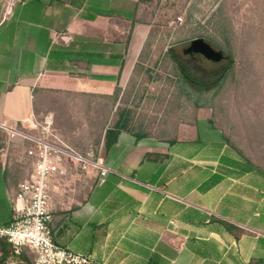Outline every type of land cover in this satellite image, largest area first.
Instances as JSON below:
<instances>
[{
	"label": "crops",
	"instance_id": "obj_1",
	"mask_svg": "<svg viewBox=\"0 0 264 264\" xmlns=\"http://www.w3.org/2000/svg\"><path fill=\"white\" fill-rule=\"evenodd\" d=\"M147 1L0 0V123L35 116L37 89L113 96L118 61L137 57L149 34L136 15ZM143 138L122 132L106 154V182L79 204L55 206V242L92 264H264V170L251 172L221 143L163 150ZM24 148L0 130V226L24 181Z\"/></svg>",
	"mask_w": 264,
	"mask_h": 264
},
{
	"label": "rangeland",
	"instance_id": "obj_2",
	"mask_svg": "<svg viewBox=\"0 0 264 264\" xmlns=\"http://www.w3.org/2000/svg\"><path fill=\"white\" fill-rule=\"evenodd\" d=\"M136 15L150 25L149 34L137 57L118 61L122 78L114 96L37 89L35 117H50L77 152L106 164L105 130L123 120L129 136L145 134L143 141L163 150L189 141L221 143L225 153L264 170V0H148ZM201 38L225 61L186 56L183 51ZM76 67L74 74H85ZM204 152L213 150L203 146ZM24 153L23 180L31 165ZM97 183L94 171L70 168L54 182L55 206L81 203ZM24 253L34 262L32 251Z\"/></svg>",
	"mask_w": 264,
	"mask_h": 264
},
{
	"label": "built area",
	"instance_id": "obj_3",
	"mask_svg": "<svg viewBox=\"0 0 264 264\" xmlns=\"http://www.w3.org/2000/svg\"><path fill=\"white\" fill-rule=\"evenodd\" d=\"M0 130L25 147L31 162L28 177L12 198V220L0 226V240L7 241L15 254L25 249L32 251L35 264H92L90 256L69 251L55 242L54 182L75 168L86 173L94 171L103 185L111 173L105 160L77 152L56 131L50 117L38 120L32 116L16 126L0 123Z\"/></svg>",
	"mask_w": 264,
	"mask_h": 264
},
{
	"label": "trees",
	"instance_id": "obj_4",
	"mask_svg": "<svg viewBox=\"0 0 264 264\" xmlns=\"http://www.w3.org/2000/svg\"><path fill=\"white\" fill-rule=\"evenodd\" d=\"M225 58H226V56H225ZM106 63H109V62H106ZM116 90H117V88H116ZM116 90H115V92H116ZM107 97H112V96H107ZM126 131H128V130H127V128L125 126V122L123 120L118 121L114 126L107 128L105 130V134H104V138H103V145H104V150H105L106 154L118 142L120 134L122 132H126ZM146 136L147 135H145V134L137 135V137L139 139L146 137ZM217 146L222 147L223 145H217ZM221 160L223 163H230L236 167L237 166L240 167L239 163L228 161V159H226V158H223ZM249 169L252 172L255 170V167L251 163H249ZM12 216H13V210H12ZM78 252H80V251H77L76 253H78ZM10 259L14 260L13 264H35L24 253V251L20 254H15L12 246L7 241L0 240V264H8Z\"/></svg>",
	"mask_w": 264,
	"mask_h": 264
},
{
	"label": "water",
	"instance_id": "obj_5",
	"mask_svg": "<svg viewBox=\"0 0 264 264\" xmlns=\"http://www.w3.org/2000/svg\"><path fill=\"white\" fill-rule=\"evenodd\" d=\"M199 53L202 54L207 60L218 63L225 58V55L221 51H216L209 43L204 39H196L192 41L190 47L185 50V54Z\"/></svg>",
	"mask_w": 264,
	"mask_h": 264
},
{
	"label": "flooded vegetation",
	"instance_id": "obj_6",
	"mask_svg": "<svg viewBox=\"0 0 264 264\" xmlns=\"http://www.w3.org/2000/svg\"><path fill=\"white\" fill-rule=\"evenodd\" d=\"M191 45V43H190ZM190 45L187 47V49L190 47ZM185 49V50H187ZM185 50L183 51L184 54H185ZM186 56H189V57H192V58H199V59H202V60H205V61H208V62H212L210 60H207L202 54H199V53H190V54H185ZM226 58L222 59L220 62L218 63H221L223 61H225ZM212 63H215V62H212Z\"/></svg>",
	"mask_w": 264,
	"mask_h": 264
}]
</instances>
